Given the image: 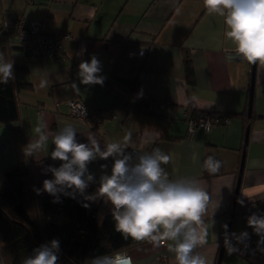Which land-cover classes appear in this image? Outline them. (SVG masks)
<instances>
[{
  "label": "crops",
  "instance_id": "1",
  "mask_svg": "<svg viewBox=\"0 0 264 264\" xmlns=\"http://www.w3.org/2000/svg\"><path fill=\"white\" fill-rule=\"evenodd\" d=\"M19 17L41 20L47 32L68 36L61 58L33 56L13 39L0 42V53L29 82L17 90L19 118L0 124V173L27 161L34 182L52 179L44 169L62 163L51 159L52 137L66 125L75 128L79 142H87L92 134L101 148L123 143L131 134L128 151L137 149L143 154L160 148L171 157L162 165L171 180L191 178L208 192L207 243L197 249L207 264L217 262L230 205L236 206L229 224L231 237L247 233L255 250L243 257L226 247L220 264H264V235L256 234L247 223L253 213L264 216V63L252 67L236 56L234 43L225 35L223 17L209 14L203 0H0V22ZM141 48H146L143 54ZM185 51L193 70L190 80L185 75ZM93 55L102 66L99 75L106 77L103 86L83 85L77 76L81 61L90 62ZM229 56L234 58L229 60ZM126 80L136 83L128 86ZM41 81H47V86L41 87ZM73 82L79 93L73 91ZM71 99L81 100L88 116L70 115ZM106 109L110 114L93 125L92 117L103 116ZM186 109L193 117L204 112L227 113L229 122L207 130L196 127L187 136ZM243 111L248 117L253 112L254 118L233 203L245 133L236 113ZM38 126L49 136L47 146L36 157L25 156L23 148L38 138ZM207 155L222 161L218 173L204 169ZM102 164L110 174L112 158H98L88 165L95 177L92 184L98 187ZM99 201L107 203L103 198ZM169 243L154 246L147 241L124 252L133 264H176ZM161 252L166 253L165 260L160 259Z\"/></svg>",
  "mask_w": 264,
  "mask_h": 264
},
{
  "label": "clouds",
  "instance_id": "2",
  "mask_svg": "<svg viewBox=\"0 0 264 264\" xmlns=\"http://www.w3.org/2000/svg\"><path fill=\"white\" fill-rule=\"evenodd\" d=\"M203 3L209 14L223 17L225 35L234 43L236 56L250 64L264 63V0H203ZM233 58L228 57L229 60ZM101 71L100 61L93 55L90 62L81 61L77 76L83 85L103 86L106 77L99 75ZM14 78L13 62H8L0 53V84H8ZM40 86L46 87L47 81H41ZM71 87L79 93L75 82ZM35 131L38 138L23 148L25 156L36 157L47 146L49 136L42 126ZM130 139L131 134H128L123 143L111 142L101 148L94 135L89 134L87 142H79L75 128L64 126L52 137L54 149L50 153L52 160L62 163L59 167L46 166L44 171L50 172L53 178L45 179L43 189L35 191L53 196V203L60 202V193L70 195L66 189L83 195L95 180L94 174L89 172V163L98 158H112L110 174L104 171L107 165L102 164L98 189L84 199L94 202L103 198L110 202L115 231L123 239L148 241L154 246H159L162 240L168 241L176 264H207L205 256L197 249L207 243L204 217L210 202L208 192L191 178L171 180L162 166L167 165L171 157L158 147L136 156L133 163V153L128 151ZM203 167L215 174L222 167V161L207 155ZM82 206L90 207L88 203ZM247 223L256 234L264 235V216L253 213ZM59 251L60 243L53 239L34 248L22 264H57ZM86 264H133V259L116 250L94 256Z\"/></svg>",
  "mask_w": 264,
  "mask_h": 264
},
{
  "label": "trees",
  "instance_id": "3",
  "mask_svg": "<svg viewBox=\"0 0 264 264\" xmlns=\"http://www.w3.org/2000/svg\"><path fill=\"white\" fill-rule=\"evenodd\" d=\"M185 53V75L190 80L193 70L189 53ZM14 77L8 84H0V124L19 118L17 90L29 85L23 75L18 76L17 68H14ZM133 83H136L135 80L125 81L128 86ZM236 114L242 119L244 129L251 127L253 112L251 117L244 111ZM0 174V260L3 264H22L34 248L53 239L60 243L57 264H86L94 256L116 250L128 251L147 242L123 239L115 231L110 202L102 205V202L86 201L87 190L81 195L73 189H66L70 195L58 194L59 203H53L54 197L46 192L37 194L35 190H42L43 182L32 180L27 161L14 163ZM87 192L90 193V190ZM84 203L90 207H83ZM235 213L234 205L226 209L227 224H232ZM232 239L229 233L225 248L229 247Z\"/></svg>",
  "mask_w": 264,
  "mask_h": 264
},
{
  "label": "built area",
  "instance_id": "4",
  "mask_svg": "<svg viewBox=\"0 0 264 264\" xmlns=\"http://www.w3.org/2000/svg\"><path fill=\"white\" fill-rule=\"evenodd\" d=\"M68 35L66 33L53 34L47 32L41 20L26 19L19 17L14 20L0 22V42L13 39L19 48L27 53L42 57L52 56L61 58L64 55V38ZM146 48L139 50L140 54H143ZM110 110L104 111L103 117H92L93 125L100 123L104 120V117L110 114ZM68 113L72 116L85 118L88 116L89 111L81 100L71 99L68 103ZM183 119L187 122L186 135L190 136L196 127H203L204 129H210L212 126L219 124H227L229 117L222 115L221 113L204 112L199 116H191V110L186 109L183 113ZM133 153V163L135 157L139 156V152L136 149L130 150ZM98 187L88 189L91 194L96 192ZM93 192H92V191ZM250 240L246 237H238L232 239L229 243V247L238 255L246 257L254 251V247L249 245ZM0 264L3 262L0 260Z\"/></svg>",
  "mask_w": 264,
  "mask_h": 264
},
{
  "label": "water",
  "instance_id": "5",
  "mask_svg": "<svg viewBox=\"0 0 264 264\" xmlns=\"http://www.w3.org/2000/svg\"><path fill=\"white\" fill-rule=\"evenodd\" d=\"M252 94H253V75H252V78H251V87H250V92H249V103H248V107H247L248 115H250V113H251ZM248 131H249V128L247 127L245 129L244 140H243V145H242V149H241V163H240V167H239L237 183H236V186H235V191H234V196H233V203H235V201H236L237 193H238V189H239V181H240V178H241V172H242V168H243V160H244V156H245V148H246V144H247ZM228 233H229V224L226 225L225 232H224V235L222 237V241H221L220 250H219V253H218L216 264H220L222 254H223L224 249H225V243H226V240H227V237H228Z\"/></svg>",
  "mask_w": 264,
  "mask_h": 264
},
{
  "label": "rangeland",
  "instance_id": "6",
  "mask_svg": "<svg viewBox=\"0 0 264 264\" xmlns=\"http://www.w3.org/2000/svg\"><path fill=\"white\" fill-rule=\"evenodd\" d=\"M110 110V109H109ZM99 115V117H103L101 114H98ZM225 116H227V117H229V115H225ZM78 118V117H77ZM216 125H219V124H216ZM222 125H224V124H222ZM215 126V125H214ZM130 150H133V149H130ZM129 150V151H130ZM137 150V149H136ZM138 151V150H137ZM139 152V151H138ZM139 155H141L140 154V152H139ZM95 187H98L97 185H94V184H92V183H90L89 184V186L87 187V191H89L88 189H91V188H95ZM92 191V190H91ZM93 192V191H92ZM93 193H95V192H93ZM90 195H91V193H90ZM93 202V201H92ZM94 202H96V203H100V201H99V198L97 199V200H95ZM102 205H103V203H102ZM239 237H246L245 235H241V236H239ZM238 238V237H237ZM247 238V237H246ZM162 243H164V241L162 240L161 241ZM250 243L251 244H249V245H251V246H253L254 248H255V246L253 245V243L250 241ZM159 257H160V259L161 260H165L167 257H166V253H163V252H161L160 254H159Z\"/></svg>",
  "mask_w": 264,
  "mask_h": 264
},
{
  "label": "flooded vegetation",
  "instance_id": "7",
  "mask_svg": "<svg viewBox=\"0 0 264 264\" xmlns=\"http://www.w3.org/2000/svg\"><path fill=\"white\" fill-rule=\"evenodd\" d=\"M91 193V192H90ZM255 250V249H254ZM252 253V252H251Z\"/></svg>",
  "mask_w": 264,
  "mask_h": 264
}]
</instances>
